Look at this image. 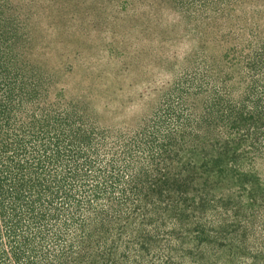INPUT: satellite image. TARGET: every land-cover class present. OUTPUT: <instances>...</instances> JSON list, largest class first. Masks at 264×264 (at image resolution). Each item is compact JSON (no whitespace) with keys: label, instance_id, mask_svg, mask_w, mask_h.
I'll return each mask as SVG.
<instances>
[{"label":"trees","instance_id":"16d2710c","mask_svg":"<svg viewBox=\"0 0 264 264\" xmlns=\"http://www.w3.org/2000/svg\"><path fill=\"white\" fill-rule=\"evenodd\" d=\"M234 3L176 0L181 22L213 34L222 56L197 69L188 59L193 70L134 127L103 128L79 101L51 99L21 32L36 6L79 12L0 0V264H174L182 238L206 240L193 210L225 177L222 164L264 159V27L232 15ZM192 148L217 153L204 186L193 169H174Z\"/></svg>","mask_w":264,"mask_h":264},{"label":"rangeland","instance_id":"374dc122","mask_svg":"<svg viewBox=\"0 0 264 264\" xmlns=\"http://www.w3.org/2000/svg\"><path fill=\"white\" fill-rule=\"evenodd\" d=\"M59 2L78 15L36 6L35 14L22 16L27 53L48 79L51 99L62 92L65 101H79L103 128L134 127L158 105L157 94L193 70L189 60L203 68L225 50L213 34L195 28L196 20L181 22L176 0ZM234 6L232 15L248 12L264 27V0H235ZM208 152L189 149L174 169H193L195 185L204 186L206 156H217L213 148ZM253 157L222 164L225 177L219 174L193 210L206 227V240L182 238L170 251L174 264H264V159Z\"/></svg>","mask_w":264,"mask_h":264}]
</instances>
